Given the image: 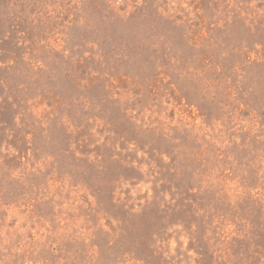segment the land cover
I'll use <instances>...</instances> for the list:
<instances>
[{
	"label": "rangeland",
	"instance_id": "1",
	"mask_svg": "<svg viewBox=\"0 0 264 264\" xmlns=\"http://www.w3.org/2000/svg\"><path fill=\"white\" fill-rule=\"evenodd\" d=\"M0 264H264V0H0Z\"/></svg>",
	"mask_w": 264,
	"mask_h": 264
}]
</instances>
